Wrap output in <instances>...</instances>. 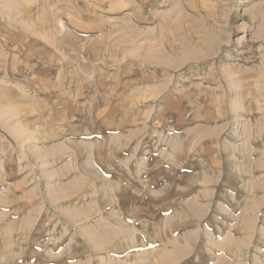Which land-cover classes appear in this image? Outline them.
<instances>
[{
  "label": "rangeland",
  "instance_id": "374dc122",
  "mask_svg": "<svg viewBox=\"0 0 264 264\" xmlns=\"http://www.w3.org/2000/svg\"><path fill=\"white\" fill-rule=\"evenodd\" d=\"M0 264H264V0H0Z\"/></svg>",
  "mask_w": 264,
  "mask_h": 264
}]
</instances>
